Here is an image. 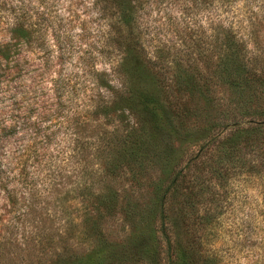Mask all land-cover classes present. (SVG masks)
Instances as JSON below:
<instances>
[{
	"label": "rangeland",
	"instance_id": "374dc122",
	"mask_svg": "<svg viewBox=\"0 0 264 264\" xmlns=\"http://www.w3.org/2000/svg\"><path fill=\"white\" fill-rule=\"evenodd\" d=\"M125 8L120 35L100 0H0V44L31 32L0 90V264H98L101 239L145 264L159 188L181 239L211 217L221 264H264V0ZM236 128L260 144L202 151Z\"/></svg>",
	"mask_w": 264,
	"mask_h": 264
},
{
	"label": "trees",
	"instance_id": "16d2710c",
	"mask_svg": "<svg viewBox=\"0 0 264 264\" xmlns=\"http://www.w3.org/2000/svg\"><path fill=\"white\" fill-rule=\"evenodd\" d=\"M100 3L105 10V16L113 20L115 31L121 35L122 28L127 25L129 18V13L125 8L126 0H116L113 7L115 11L113 12L111 11L112 7L109 0H100ZM9 34L10 42L0 44V90L1 87H7L10 84V78L16 72L14 67L18 63L17 58L22 52V48L29 43L31 37V32L24 23H16ZM122 41L120 37L116 42L124 51L126 48L122 45ZM124 67L125 64H120V68ZM140 100L139 102H141L142 106L149 111V116L152 120L156 121L165 116L163 109H159L162 106L157 100L148 95L141 96ZM18 112L19 110H15L16 114ZM228 135L215 137L205 145L202 151L204 150L208 154L213 147L218 150L222 148L225 156L236 155L241 159V153L244 149L254 144H260V136L258 138L248 137V135L244 136L243 130L239 128L230 131ZM199 157L201 156H197L195 160ZM202 171L200 170L201 174ZM194 180L196 186L194 187L192 184V188L195 195H198L201 192V188H197L199 178L195 176ZM169 194L170 191L162 190L161 188L158 190L154 205L153 230L149 242L147 238H140L139 240L136 237L140 261L145 264H221L223 258L220 252L213 245H210L211 240H209V237L214 238L212 233L214 220L211 217H201L199 224H201L204 233H189L185 237L186 240L181 239L179 233L173 227L176 221H172L167 214ZM184 224L187 226L185 220ZM116 245L112 241L101 239L100 245L93 244L91 254L96 256L95 261L98 264H105V259L103 258L105 251L112 249Z\"/></svg>",
	"mask_w": 264,
	"mask_h": 264
}]
</instances>
